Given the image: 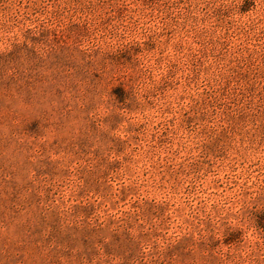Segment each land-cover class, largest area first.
<instances>
[{
  "label": "rangeland",
  "instance_id": "obj_1",
  "mask_svg": "<svg viewBox=\"0 0 264 264\" xmlns=\"http://www.w3.org/2000/svg\"><path fill=\"white\" fill-rule=\"evenodd\" d=\"M0 264H264V0H0Z\"/></svg>",
  "mask_w": 264,
  "mask_h": 264
}]
</instances>
